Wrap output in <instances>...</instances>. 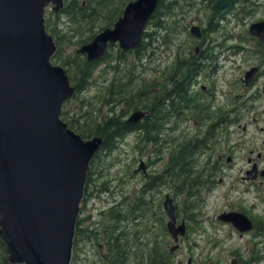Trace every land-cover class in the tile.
I'll list each match as a JSON object with an SVG mask.
<instances>
[{
	"label": "trees",
	"instance_id": "16d2710c",
	"mask_svg": "<svg viewBox=\"0 0 264 264\" xmlns=\"http://www.w3.org/2000/svg\"><path fill=\"white\" fill-rule=\"evenodd\" d=\"M127 1L129 0H64L63 5L56 12L48 10L47 15L45 14L46 29L52 34L56 46L52 55L56 61L53 62H59L66 69L69 80L74 84V92L67 100L77 98L79 93L92 86L95 80L93 72L97 69L96 66L99 63L105 65L97 77L104 78L102 74L105 71L111 72L110 76L107 77L108 79L94 89L95 92L90 97L79 98L77 110L71 108L70 114H68L69 110L62 108L60 115L66 121L67 127L73 129L82 138L96 135L102 138L97 151L89 160L82 202L92 193L94 185L97 187L94 180L99 175V163L93 165V160H98L96 158L99 157L100 153L107 154L117 146L120 140L133 131H136L139 135L137 141L133 142L137 150L142 153L143 150L150 148L153 163L157 161L170 163L164 168L166 172L168 171V174H156L155 179H152V176L145 178L139 195H135L132 200L126 203V213L119 214L120 209L117 208L104 215L106 219L102 220L99 225L100 232H93L92 236L100 237L102 233L101 238L107 242L106 253L108 254L106 258H103V264H145L148 261L156 264H174L173 261L169 260L171 255L165 248L167 240H164L163 235H167V230L164 226L163 211L159 200L154 203L153 199L148 197L146 191L148 192L151 187L161 184L160 182L163 180L160 178L163 176L169 181L174 194H180V192L187 195L194 192L197 195L200 194L203 190L204 179H201L196 166L193 163L189 164L188 161L195 160L197 155L206 147V144L193 134L169 138L170 140L166 143L162 129L165 123H169V120L173 119V122L176 123L179 114L186 110L190 114H198L199 121L210 118L211 124L209 126L212 127L213 124L214 126L208 132V135L217 133V125L220 120L223 121L226 113L224 108H217L214 114V111L211 114L206 113L209 116H202L203 106L201 102L198 103L200 96L189 95L188 85L191 81H196L198 75L207 66L203 63L204 60L208 59V62H211L210 71L216 69V63L213 61L216 56L213 54L214 50H212L214 45L209 44V46L200 47L206 41L208 34L216 31L219 28L218 23L231 13L233 15L251 13L252 8L249 6L254 5V2L252 0H203L206 4L204 26H199L200 35L197 38L189 32L192 35H190L193 39H191L192 42L199 45L198 54L195 53L194 46L189 44L184 51L180 49L175 51L173 59L166 65L165 69H156L152 72V74H155L154 76L146 78L143 77L146 75V65L141 63L140 59H146L153 55V53L149 55L154 48L152 46L153 42H166L170 40L169 35L179 31L177 28L178 20L169 21L173 14L172 9L181 6V3L177 0H157L155 9L149 14L146 21V25L149 24V29H144L141 32L139 41L135 46L128 48L117 46L114 51H110L114 44L109 43L101 56L93 59H88L85 52L76 51L81 43L92 38L98 31L96 29L100 30L104 26L112 25L122 13ZM61 18L67 23L68 33H60V30L56 27ZM160 33L162 36H160ZM247 37L255 43V45L249 47L251 54L257 53L258 57H263L262 60H264V44L259 42L256 37L250 35ZM62 42H65L64 44L71 42L79 46L72 48L69 53H64ZM231 48L229 50L233 53L245 50L240 43L232 44ZM204 50L205 53H203ZM145 52H147V55H145ZM250 57L254 58L253 55ZM136 65L141 66L144 70L141 68L138 70L140 73H134ZM209 96L211 98V94ZM87 105H90L91 109H87ZM137 110L143 112L142 116L129 120L130 114ZM213 119L215 121H212ZM163 155H166V157H163ZM99 184L101 190L107 188L103 181ZM129 204H132V207ZM198 204L190 205L188 210L181 208L178 215L180 217L192 216L191 219H193V212ZM135 210H140L139 215L141 214L143 219H147L145 217L146 211L152 212V216L155 215L152 217L154 218L152 223H158V234L163 244L161 242L160 245L157 244L155 231L143 233L138 229L137 223L131 231H117L120 222L123 219L130 218L129 215H131V212L134 213ZM78 223L77 218L71 253L75 252V241L84 234ZM146 223L144 221L143 224L146 226ZM145 234H148L147 238L143 237ZM141 236L145 240L144 244L139 240ZM0 264H13L5 258L4 246L1 241ZM68 264H72V262Z\"/></svg>",
	"mask_w": 264,
	"mask_h": 264
},
{
	"label": "water",
	"instance_id": "95a60500",
	"mask_svg": "<svg viewBox=\"0 0 264 264\" xmlns=\"http://www.w3.org/2000/svg\"><path fill=\"white\" fill-rule=\"evenodd\" d=\"M156 2L128 1L112 27H103L76 51L93 59L101 56L106 41H117L121 48L135 46ZM62 4L63 0H0V241L13 264L69 263L86 170L102 141L98 135L82 138L60 117L74 85L65 68L51 61L56 46L46 30L44 10L56 12ZM248 26V32L264 43V19ZM189 28L196 38L200 35L197 24ZM255 69L245 70L244 82ZM142 113L133 111L128 119ZM162 204L168 217L165 226L176 241L185 232L184 223L175 224L169 194ZM218 217L239 230L251 226L242 213L228 211Z\"/></svg>",
	"mask_w": 264,
	"mask_h": 264
},
{
	"label": "rangeland",
	"instance_id": "374dc122",
	"mask_svg": "<svg viewBox=\"0 0 264 264\" xmlns=\"http://www.w3.org/2000/svg\"><path fill=\"white\" fill-rule=\"evenodd\" d=\"M177 1L181 3V6H176L172 9L173 14L171 18H169V21H173V19L178 20L177 28L179 29V31L177 33L173 32L171 35H169L170 40L166 42L161 43L157 41L152 43V46H154V48L151 50L149 55L152 53L153 55H151V57H147L146 59H140V62L146 65V75H144L143 77H152L155 75L152 74V72L156 71V69H165L166 65L173 59L175 51L179 49L181 51H184V49H186L189 44L194 47L198 45V43L196 44L195 42H192L193 39L191 37L192 35L189 33L188 26L190 23H197L199 26H204L206 17L204 16V12L206 9V4L204 3V1L200 3V0ZM252 1L254 2V5L249 6L250 8H252L251 13H238V15H233L231 13L229 16L223 18L218 23L219 28L216 31H212L211 33H209L206 41L203 43V45L200 46L205 47V45L209 46V44L214 45L212 50H214L213 54L216 56L213 58V61L216 63V69L210 71L211 62H208V59H206L203 61V63L207 64V66L204 68L202 73L198 75V79H196L198 82H201L205 86L209 87L212 91H210L211 106L209 107V109L211 110V113L214 111L213 114L215 113L217 108L223 109L228 107L226 103L229 98L232 97V95H237L239 93L242 94L243 90L249 91L248 89L243 88L242 84L237 82L238 77L243 75V71L249 68L251 64H255L253 63L254 61L250 59L251 51L249 47L253 45V40L247 37L249 36L247 28L250 22H253L257 19H264V0ZM48 9V7L45 9L46 15L48 13ZM148 26L149 24L146 25L145 29H149ZM56 27L60 30V33L69 32L67 28V23L63 20V18H61L59 24H57ZM97 30L99 29H96V31ZM160 36H162L161 33ZM165 37L168 38L166 35ZM64 43L65 42H62L61 44L63 45L64 53H69L72 48L79 46L71 42L67 44ZM236 43H240V45L243 46L245 50L243 52L238 53H233L231 50H229L232 49V44ZM116 47L117 43L114 44L110 51H114ZM197 47H199V45ZM148 51L149 49L147 50V52ZM147 52H145V55H147ZM52 61H56L55 58L52 57ZM55 63L58 64L59 62ZM104 65L105 64L103 63H99V65L96 66L97 69L93 72L95 80L92 86H89L87 90H84L79 93L77 98L67 100L65 102L66 104L63 103L62 108L68 109V114H70L71 108L74 110L78 109L79 98L90 97L95 92L94 89L98 88L99 85H101L108 79L107 77H109L111 74V72L108 71H105V73L102 74L104 78L97 77L101 69L104 68ZM141 68V66L136 65L134 67V73H140V71L138 72V70ZM142 70L144 69L142 68ZM196 85L199 88L198 83ZM199 95L201 96L200 102H205V94ZM247 105H249V103H247ZM86 108L91 109L90 105H87ZM259 110V108L256 111L252 110L251 108L245 109L243 111V118H241L240 123H247L245 129L247 131V134L243 138L252 139L251 141H249L251 144L250 147L256 148L261 142V139H263L259 146H261L264 150V112H258ZM183 122H185V124L187 125V128H184L183 130L182 125H180V123L178 122V130L176 128L174 130H169V128H167L166 132H164V138L166 139V143L170 140L169 138H173L176 136L182 137L185 135L192 134L191 130L189 129L193 127L192 121L184 119ZM173 123L174 122L172 119L169 120V123L167 125H171ZM217 129L218 130H216V132L219 133V128ZM231 129H234V131L238 135L241 134L239 127H232ZM224 133L226 132L224 130H221V135H224ZM223 139L224 140L222 141V144L219 142V144H217L216 146L217 148H219V150L220 148H226L225 137ZM237 139L240 138L233 137L229 141H227V143H231L232 141H236ZM133 142L134 136H132V133L126 135L122 140H120L117 146L110 150L107 154L103 155L100 153L99 157L96 158L98 160H93V165L99 163V175L98 178L94 180V182L97 187H99V182L103 181L104 185L107 188L105 190L98 189L96 191V194L89 195V197L84 203L81 201V206L83 203L84 208H88L90 210L92 214V220L97 222H100V220H105L106 218L104 217V215L99 214L100 210L109 209L113 203L119 202L122 198L123 191H126L125 193H129L134 188L138 189L140 187V183H142L141 179L143 178L142 175L144 172L139 170V168L138 170L136 169V167H138V165L140 164L137 159L139 150H136V148L134 147L135 143ZM243 145L246 144L242 143L241 148H239V151L235 152L236 154H246ZM141 155L149 157L150 160H153L152 150L150 148H147V150H143ZM163 157H166V155H163ZM151 163L155 164L152 161ZM238 164H241V162ZM228 175L229 176L226 177V180L224 181L223 185L221 183L218 184L212 194H208L204 201V204L201 206V208H203L204 210L202 211L201 208L198 209V213L196 215L193 212L194 218L197 217V219L200 220V225L197 227L194 225H190L187 234L183 236L180 240L179 247L176 248L174 253L170 256L169 260L173 261L174 264H185V260L189 256L192 258L195 257L196 261H203V264H208L210 262H212L213 264H228L230 261V249H241L251 244L249 241L250 239H247L246 235L237 236L234 228L231 225L223 224L221 222H218L217 219H215L216 212L220 208V205H218V203L221 202L220 200L225 199V194L227 192L235 193L234 188L239 186L238 181L240 179L238 178V180H235L233 178L234 172L229 173ZM235 175H237V173H235ZM169 185L170 184L159 185L157 186L155 192L149 191L147 193V195L152 194L155 197L154 203L159 200L161 209L163 192H170L168 189L170 187ZM170 190V193L172 194V189L170 188ZM219 195L221 196V198ZM252 196H254V194L252 193V191H250L247 197L252 198ZM174 197L177 200L179 198L178 196ZM119 206V211L121 212L120 214H123L127 209V205L124 202L122 205ZM83 213L84 211L80 213L79 217L82 216ZM152 215V212L146 211L145 217H147V219L142 220L143 217H141V214L138 218L131 217L128 219H123V221L120 222V227L117 231H131L133 229V226H135L136 221H139L137 226L138 229L143 231V233L152 232L153 230L158 235V223H152L154 221V218L152 217L155 216ZM162 216L163 222H165L166 216L164 215V212ZM207 218L211 222H208ZM144 221L145 223L147 222L146 226L143 224ZM147 235L148 234H145V236L143 235V237L147 238ZM163 236L164 240H167L165 243V246L167 248L168 245L171 244L172 240L169 238L168 234ZM143 237L141 236L139 240L142 241V243L144 244L145 240ZM159 239L161 242L162 239L160 236ZM213 242L217 243V245H213ZM87 246L88 245L84 247L87 250L86 252H81L79 250V246H77V250L75 249V252L71 253L72 256L70 262H72V264H103V255L96 253V251H98L96 245L95 247L91 246V248H89V251L86 248ZM101 251L103 253L105 252V249H102ZM196 264L200 263L196 262ZM253 264H264V257L258 263L255 262Z\"/></svg>",
	"mask_w": 264,
	"mask_h": 264
},
{
	"label": "flooded vegetation",
	"instance_id": "af4514ba",
	"mask_svg": "<svg viewBox=\"0 0 264 264\" xmlns=\"http://www.w3.org/2000/svg\"><path fill=\"white\" fill-rule=\"evenodd\" d=\"M202 1L203 0H200V3ZM253 45H255V43H253ZM197 49H200V48L198 47ZM205 52L206 51L204 50L203 53ZM195 53L198 54V51ZM251 55L254 56V58L251 60L254 61L253 63H255L251 65H257L255 75L246 83L242 82V76L238 77L237 79V82L242 84V87L245 89H248L249 91L243 90L242 94L241 93L237 95L234 94L232 95V97L229 98V100L226 103L228 107L224 108L226 115L224 114L223 121L220 120L219 124L217 125L219 128V133L208 135V132L214 126V124L212 125V127L211 125L209 126V124H211L210 118L201 119L199 121V118H197L198 114H195V113L190 114L186 110L184 112L182 111L179 114L178 118L176 117L177 121L175 118L176 123L178 122L180 123V125H182V130L184 128H187V125L185 124V122H183L184 119H187L188 121H192L193 127L189 128L192 134L196 135L199 140H203L204 143L206 144V147L202 150L201 153L197 155V158L195 160L188 161L189 164L193 163L196 166L201 179H204L202 192L198 195L195 194V192L192 193L194 197L192 194L187 195L184 192H180V194H174L173 192L171 194L170 188L172 189V187L171 185H169L170 187L168 189L170 192L168 193H170L172 196V201H173V204L175 205V215H177L176 224L183 221L184 227H186L187 230H189L190 225H194L196 227L199 226L200 220L197 219V217L194 218L193 216V219H191L192 216H188V217L181 216L180 217L178 214L181 208L188 210L190 205L199 203V205H197L199 207L196 206L195 211H194L196 215L198 213V209H200L201 206L204 204V201L206 197L208 196V194H212V192L214 191L215 187H217L218 184L221 183L223 185L224 181L226 180V177L229 176L228 175L229 173L234 172L233 178L235 180H238V178L240 179L238 181L239 186L234 188L235 193L224 192L226 193L225 199L220 200L221 202L219 201L220 203H218V205H220V208L216 212L215 219H217L218 222H221L223 224L231 225L234 228L237 236L246 235L247 239H250L249 241L251 244L241 249H230L229 250L230 252L229 260L230 261L228 264H253L255 262L258 263L264 257V247H263V243H264V150L261 146H259L260 143L263 141V139H261V142L256 148L250 147L251 144L249 141H251L252 139L243 138L247 134V131L245 130L247 123L246 122L240 123L241 118H243L242 117L243 111L245 109L251 108L252 110L256 111L259 108L260 110L258 112H261V113L264 112V60H262L263 57H258L259 55L257 53L256 54L252 53ZM197 83H198L199 88L196 85ZM187 91L189 95L195 94L197 96H200L199 94H205L206 100L205 102H201V105L203 106V110L201 114L202 116H206L207 115L206 113L211 114V110L209 109V107L211 106V99L209 96L211 89L209 87L205 86L203 83L198 82L196 80V81H191L189 83ZM198 103H200V101ZM247 103H249V105H247ZM212 121H215V120L213 119ZM178 123L176 125H173V124L167 125L168 123H165L162 129V134L164 135V132H166L167 128H169V130H174L175 128L178 130L179 129L177 126ZM232 127L234 128L239 127L241 134L238 135L234 131V129H231ZM221 130H224L226 133H224V135H221ZM132 136H134V141H137L139 135L137 134L136 131L132 132ZM224 137L226 141L225 142L226 148L225 149L220 148L219 150V148H217L216 146L217 144H219V142L222 144ZM233 137L234 138L237 137L240 139H237L236 141H232L231 143H227V141H229ZM242 143L246 144V145H243L245 148L246 154L245 153L236 154L235 152L239 151V148H241ZM137 159L139 162H141V164H139V167H141L140 170L144 172L142 175L143 178L141 179L143 183L146 177L152 176V179H155L156 174L158 175L166 174V173L168 174V171L166 172L164 168L168 164H170L169 162L166 163L163 161V162H155V164H152L150 158L142 156L139 151H138ZM240 162L241 164H238ZM235 173H237V175H235ZM160 179H162L163 181L160 182L161 184L159 185L170 184L169 181H167L165 177L161 176ZM143 183H140L141 185L138 189L134 188L129 193H125L126 191H123L122 198L119 202L113 203L109 209L100 210L99 214L107 215L112 210L117 209V207L120 208L119 205H122L124 202L126 204L127 202H129V200H132V198H134L135 195H139ZM98 189H100V187L97 188L94 185V188L92 189V193H90L89 195L95 194ZM156 189H157V185L151 187L148 190V192L149 191L155 192ZM250 191H252V193L254 194L252 198L247 197ZM148 192L146 191V194ZM165 194H167V192L165 193L163 192V197L165 196ZM174 196H178L179 197L178 200L175 199ZM148 197H151V199H153L154 201L155 197L152 194L148 195ZM86 200L87 198L84 200V202ZM83 203L80 208H81V212L84 211V213L82 216L79 217L81 213L80 212L77 218L79 220L78 226L80 229L84 231V234L82 236H79L77 241H75L76 243L75 249L77 250V246H79V250L81 252H84V251L86 252L87 250L84 248L86 245H88L86 247L88 251H89V248H91V246L95 247L96 245V247L98 248V251H96V253L100 255L102 254L103 258H106L108 254L106 253L107 242H105V240L101 238L102 233L100 237L92 236L93 232H96V233L100 232L99 225L102 223V220H100V222L92 220V214L90 210L88 208H84ZM129 205L131 206L132 204H129ZM201 210L203 211L204 209L201 208ZM126 211L124 213H126ZM228 211H234V212L242 213L243 215H245L251 224L250 228L245 229V230L244 229L239 230L238 228L235 227V225L231 223L230 220L225 222L223 219L218 218L217 213L228 212ZM139 212L140 210H135L134 213L131 212V215H129L130 218L131 217L138 218ZM118 213L120 214L121 212L119 211ZM207 220L208 222H211L209 221L208 218ZM136 223L138 224L139 221H136ZM238 223L239 221L237 220L236 224ZM186 234L187 232L185 233V235ZM182 237H180V239L177 241L178 246L176 248L179 247V242L182 239ZM156 240H157V244L160 245L159 234L156 235ZM171 243H173V241ZM213 245H217V243L213 242ZM102 249H105V252L102 253L101 251ZM185 261L188 262V264H196V262L203 264V261H196L195 257L192 258L190 256L187 257ZM149 262H152V261L145 262V264H149ZM208 264H213V263L210 262Z\"/></svg>",
	"mask_w": 264,
	"mask_h": 264
},
{
	"label": "bare ground",
	"instance_id": "6f19581e",
	"mask_svg": "<svg viewBox=\"0 0 264 264\" xmlns=\"http://www.w3.org/2000/svg\"><path fill=\"white\" fill-rule=\"evenodd\" d=\"M134 9H135V8H134ZM135 10H136V9H135ZM128 12H129V11H128ZM129 13H130V12H129ZM129 13H128V14H129ZM131 13H132V12H131ZM135 13H136V12H135ZM128 17H129V16H128ZM131 17H132V16H131ZM131 19H132V18H131ZM129 21H130V20H129ZM125 23H126V22H125ZM125 25H126V24H125ZM125 25H124V26H125ZM131 25H132V24H131ZM124 26H123V27H124ZM123 27H122V28H123ZM125 27H126V26H125ZM129 27H130V26H128V28H129ZM132 28H133V27L130 28V31L132 30ZM127 30H128V29H127ZM132 31H133V30H132ZM132 31H131V32H132ZM124 35H125V34H124ZM131 36H132V35H131ZM124 38H126V37H124ZM120 40H122V39H120ZM253 72L255 73V70H254Z\"/></svg>",
	"mask_w": 264,
	"mask_h": 264
}]
</instances>
